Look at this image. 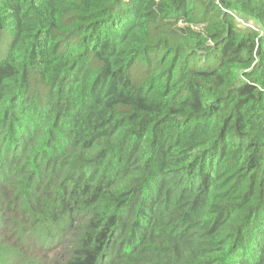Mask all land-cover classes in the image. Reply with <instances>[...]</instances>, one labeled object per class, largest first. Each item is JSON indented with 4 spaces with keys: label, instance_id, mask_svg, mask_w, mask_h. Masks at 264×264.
Here are the masks:
<instances>
[{
    "label": "trees",
    "instance_id": "obj_1",
    "mask_svg": "<svg viewBox=\"0 0 264 264\" xmlns=\"http://www.w3.org/2000/svg\"><path fill=\"white\" fill-rule=\"evenodd\" d=\"M0 264H264V0H0Z\"/></svg>",
    "mask_w": 264,
    "mask_h": 264
}]
</instances>
